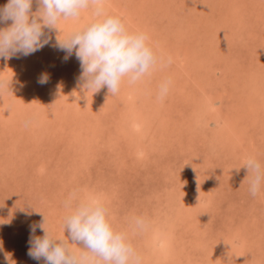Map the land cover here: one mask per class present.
Masks as SVG:
<instances>
[{
    "label": "rangeland",
    "instance_id": "1",
    "mask_svg": "<svg viewBox=\"0 0 264 264\" xmlns=\"http://www.w3.org/2000/svg\"><path fill=\"white\" fill-rule=\"evenodd\" d=\"M104 10L147 34L165 66L116 95L87 91L75 52L65 60L57 40L90 22L91 8L45 27L50 45L0 58L10 81L0 91V264H45L28 255L43 219L80 250L63 227L71 193L103 202L141 264H264V187L252 196L243 167L250 156L264 164V0H104Z\"/></svg>",
    "mask_w": 264,
    "mask_h": 264
},
{
    "label": "clouds",
    "instance_id": "2",
    "mask_svg": "<svg viewBox=\"0 0 264 264\" xmlns=\"http://www.w3.org/2000/svg\"><path fill=\"white\" fill-rule=\"evenodd\" d=\"M38 8L32 11L33 0H7L0 7V58L8 60L17 54L28 56L42 49L50 38L45 27L57 29L58 22L76 20L81 12L91 8L93 19L71 31L63 40H57L59 50L66 53L64 59L75 52L80 62L79 79L83 87L93 93L106 87L111 95L118 94L121 84L134 85L149 75L157 66L164 67L149 45V37L143 32L127 29L121 18L104 10V0H35ZM11 21L10 24L8 22ZM47 82L42 77L39 83ZM171 84L164 80L159 84L158 98L163 99ZM10 81L0 78V91L8 90ZM29 121H25V126ZM243 167L247 170L249 192L256 196L264 187V164L256 157H248ZM63 217L73 242L82 244L80 250L68 247V241L54 238L44 226L45 219L30 226L28 255L45 264H141L125 232L116 230L110 223L108 210L98 199L77 200L75 193L65 201ZM135 226L147 227L143 217H134ZM37 227L43 237H36Z\"/></svg>",
    "mask_w": 264,
    "mask_h": 264
},
{
    "label": "bare ground",
    "instance_id": "3",
    "mask_svg": "<svg viewBox=\"0 0 264 264\" xmlns=\"http://www.w3.org/2000/svg\"><path fill=\"white\" fill-rule=\"evenodd\" d=\"M4 2V0L2 1V2H0V3H3ZM55 30V29H54ZM49 42H50V40H49ZM51 43V42H50ZM50 43H49V45H50ZM48 49V48H47ZM53 53V52H52ZM50 54V53H49ZM1 65V64H0ZM62 72V71H61ZM29 75V74H28ZM59 80V79H58ZM55 82V81H54ZM73 85V84H72ZM65 86V85H64ZM50 87V86H49ZM73 87H74V85H73ZM25 94V93H24ZM61 95V94H60ZM64 95V94H63ZM50 104V103H49ZM91 105V104H90ZM63 107V106H62ZM68 107V106H67ZM6 108V107H5ZM17 110V109H16ZM56 110V109H55ZM59 114H61V113H59ZM64 114V113H63ZM70 151V150H69ZM154 260H155V258H154Z\"/></svg>",
    "mask_w": 264,
    "mask_h": 264
}]
</instances>
